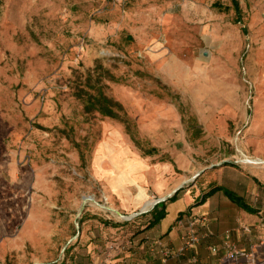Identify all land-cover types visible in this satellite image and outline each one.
I'll use <instances>...</instances> for the list:
<instances>
[{
    "label": "rangeland",
    "instance_id": "374dc122",
    "mask_svg": "<svg viewBox=\"0 0 264 264\" xmlns=\"http://www.w3.org/2000/svg\"><path fill=\"white\" fill-rule=\"evenodd\" d=\"M238 2L0 0V264H112L133 165L264 164V0Z\"/></svg>",
    "mask_w": 264,
    "mask_h": 264
},
{
    "label": "crops",
    "instance_id": "0c3cea01",
    "mask_svg": "<svg viewBox=\"0 0 264 264\" xmlns=\"http://www.w3.org/2000/svg\"><path fill=\"white\" fill-rule=\"evenodd\" d=\"M149 166L143 162L131 174L125 172L126 181L119 184L122 188L129 180L140 185L134 203L140 213L134 220L138 230L125 241L126 251L110 263L234 264L225 261L229 244L264 260V164L230 161L201 171L188 185L169 165L148 170ZM148 201H153L152 207L143 210ZM183 216H206V222L198 226L200 241L165 263L162 251L177 250L183 244L184 228L179 225ZM93 257V264H102L106 255L94 253Z\"/></svg>",
    "mask_w": 264,
    "mask_h": 264
},
{
    "label": "built area",
    "instance_id": "2783aa9c",
    "mask_svg": "<svg viewBox=\"0 0 264 264\" xmlns=\"http://www.w3.org/2000/svg\"><path fill=\"white\" fill-rule=\"evenodd\" d=\"M237 163H241L243 160H236ZM244 162V161H243ZM206 216H183L179 219V225L184 228L182 235L183 244L180 248L175 250L174 248H167L162 251L163 262H167L175 254L184 255L191 248L195 247L200 241V233L198 226L201 223H205ZM246 231H250L249 228H244ZM196 258H192V262H195ZM226 262H233L234 264H264V260H259L257 253L240 249L235 245H227Z\"/></svg>",
    "mask_w": 264,
    "mask_h": 264
},
{
    "label": "trees",
    "instance_id": "16d2710c",
    "mask_svg": "<svg viewBox=\"0 0 264 264\" xmlns=\"http://www.w3.org/2000/svg\"><path fill=\"white\" fill-rule=\"evenodd\" d=\"M231 1L235 6L237 12L239 13L240 8H239L238 0H231ZM117 108H121V106L117 102H114V100L101 94L89 100L87 111H90L91 109H95L101 112L105 116L117 118L118 114L115 110ZM229 196H231L234 200H236L235 196H233L232 194H229Z\"/></svg>",
    "mask_w": 264,
    "mask_h": 264
},
{
    "label": "bare ground",
    "instance_id": "6f19581e",
    "mask_svg": "<svg viewBox=\"0 0 264 264\" xmlns=\"http://www.w3.org/2000/svg\"><path fill=\"white\" fill-rule=\"evenodd\" d=\"M243 161H245V162H250V163H259V161H257L256 159H252V158H250V157H243V159H242ZM133 167V171L135 170V166L133 165L132 166ZM127 170V169H126ZM125 169H124V171H126ZM131 170V172H133ZM124 171H122L121 170V173H124V175H125V172ZM152 205H153V201H148L146 204H145V206L143 207V210H148V209H150L151 207H152ZM131 217H134V214L133 215H131Z\"/></svg>",
    "mask_w": 264,
    "mask_h": 264
}]
</instances>
